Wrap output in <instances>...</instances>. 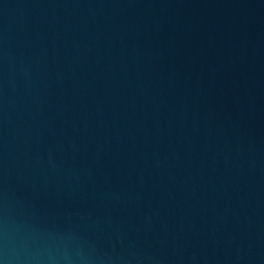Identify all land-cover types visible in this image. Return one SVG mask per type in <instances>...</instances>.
<instances>
[{"label": "water", "instance_id": "95a60500", "mask_svg": "<svg viewBox=\"0 0 264 264\" xmlns=\"http://www.w3.org/2000/svg\"><path fill=\"white\" fill-rule=\"evenodd\" d=\"M0 264H264V0H0Z\"/></svg>", "mask_w": 264, "mask_h": 264}]
</instances>
